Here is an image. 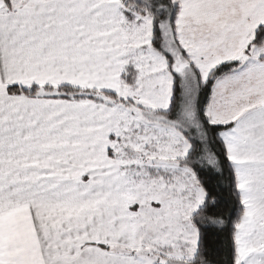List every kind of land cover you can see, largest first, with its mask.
<instances>
[{
	"label": "snow or ice",
	"instance_id": "1",
	"mask_svg": "<svg viewBox=\"0 0 264 264\" xmlns=\"http://www.w3.org/2000/svg\"><path fill=\"white\" fill-rule=\"evenodd\" d=\"M0 264H264V0H0Z\"/></svg>",
	"mask_w": 264,
	"mask_h": 264
}]
</instances>
